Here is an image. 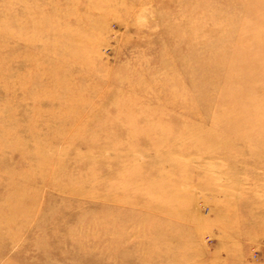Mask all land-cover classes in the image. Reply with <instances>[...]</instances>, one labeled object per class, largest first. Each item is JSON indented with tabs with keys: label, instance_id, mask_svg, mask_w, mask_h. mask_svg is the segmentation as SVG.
I'll list each match as a JSON object with an SVG mask.
<instances>
[{
	"label": "rangeland",
	"instance_id": "obj_1",
	"mask_svg": "<svg viewBox=\"0 0 264 264\" xmlns=\"http://www.w3.org/2000/svg\"><path fill=\"white\" fill-rule=\"evenodd\" d=\"M257 1L0 0V264H264Z\"/></svg>",
	"mask_w": 264,
	"mask_h": 264
},
{
	"label": "bare ground",
	"instance_id": "obj_2",
	"mask_svg": "<svg viewBox=\"0 0 264 264\" xmlns=\"http://www.w3.org/2000/svg\"><path fill=\"white\" fill-rule=\"evenodd\" d=\"M255 5L264 6V0L257 1V3ZM6 13H8V12H6ZM262 26L264 28V16L262 17ZM241 31L245 32V30H241ZM71 48H72V46H71ZM259 48H260V50L262 52H264V42H263L262 46L260 45ZM252 50H250L248 52L247 60H246V56H245V59H244L245 63L247 62L250 65V67L248 66L247 69H245L246 67H244V64H240L237 67V70H238L237 76L232 78V79L235 78L234 81L237 84H239L238 86L240 87L239 90H237V91H235V92L232 93L231 96L234 99H240L241 98V96H242V94L244 93V90H245V89H243L244 86H245V84H246L244 81L246 79L250 78L252 73H256V72H260V71H263L264 70V58L262 56V53H260V51H258V50L257 51H254V52ZM69 52H70V50L68 49L67 55H69ZM259 92L261 93L262 91H259ZM247 124H248V122L245 120L241 124H239L238 127L244 129L247 126Z\"/></svg>",
	"mask_w": 264,
	"mask_h": 264
}]
</instances>
